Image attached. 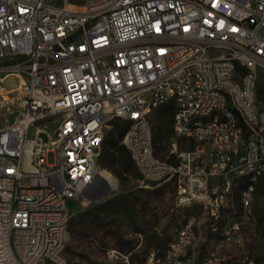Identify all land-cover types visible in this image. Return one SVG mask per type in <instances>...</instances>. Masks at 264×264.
Returning <instances> with one entry per match:
<instances>
[{"label":"built area","instance_id":"2783aa9c","mask_svg":"<svg viewBox=\"0 0 264 264\" xmlns=\"http://www.w3.org/2000/svg\"><path fill=\"white\" fill-rule=\"evenodd\" d=\"M3 60L21 76L23 110L0 128V264H67L68 204L99 177L113 119L127 123L145 179L174 181L177 206H202L214 233L241 238L228 197L246 178L240 204L251 207L264 176V0H0ZM163 106L192 144L175 140L170 159L154 147L151 114ZM201 238L190 218L140 264H222L216 247L198 261Z\"/></svg>","mask_w":264,"mask_h":264},{"label":"rangeland","instance_id":"374dc122","mask_svg":"<svg viewBox=\"0 0 264 264\" xmlns=\"http://www.w3.org/2000/svg\"><path fill=\"white\" fill-rule=\"evenodd\" d=\"M250 1L252 5L257 2ZM8 62L0 61V65ZM1 73L11 72L0 70ZM21 82L20 75L11 74L4 79L0 91V104H4L0 110V128L15 120L23 110ZM259 84L264 87V70L259 71ZM5 98L10 99L6 105ZM167 108L160 107L151 114L155 152L163 159H170L175 140L180 148L192 147L190 142L176 137L173 116ZM123 125V121L113 119L106 126V141L114 140L117 146L108 148L104 144L102 157L98 160V167L110 171L117 178L118 186L109 187L106 196L97 202L84 197L68 204L70 238L64 252L67 264H127V258L132 264L143 263L153 251L162 254L181 225L190 218L200 223L202 229L197 247L199 262L204 260L210 248L216 247L222 264H264V176L256 180V194L249 208L240 204V192L248 180L236 181L228 201L234 203L233 214L241 222L242 235L238 240L224 241L220 232L211 230L210 210L197 205L177 206L174 181H153L143 177L128 157L123 137L111 135ZM36 135L37 126H31L28 138L33 139ZM39 137L43 141L49 139L44 132ZM54 161L55 154L50 153L48 162ZM95 204L101 205L94 207ZM230 209L228 206L222 208L221 227L226 223ZM113 249L120 254L111 256L109 253Z\"/></svg>","mask_w":264,"mask_h":264},{"label":"bare ground","instance_id":"6f19581e","mask_svg":"<svg viewBox=\"0 0 264 264\" xmlns=\"http://www.w3.org/2000/svg\"><path fill=\"white\" fill-rule=\"evenodd\" d=\"M10 72L11 73H1L0 74V91L3 89L4 79L7 76H9L11 74L17 75L16 72H14V71H10ZM1 107L2 106L0 104V110H1ZM98 175L101 178V184L100 185H103L105 183L110 188H116L118 186L117 178L107 169L99 168Z\"/></svg>","mask_w":264,"mask_h":264},{"label":"water","instance_id":"95a60500","mask_svg":"<svg viewBox=\"0 0 264 264\" xmlns=\"http://www.w3.org/2000/svg\"><path fill=\"white\" fill-rule=\"evenodd\" d=\"M101 184V178L98 177L95 184L85 192L84 196L89 199L91 202H97L106 196L109 187L107 184Z\"/></svg>","mask_w":264,"mask_h":264},{"label":"trees","instance_id":"16d2710c","mask_svg":"<svg viewBox=\"0 0 264 264\" xmlns=\"http://www.w3.org/2000/svg\"><path fill=\"white\" fill-rule=\"evenodd\" d=\"M8 64H12V62H8ZM167 109L171 112V114H172V116H173V114H174V109H173L171 106H168ZM127 128H128V125H127V123L124 122V125L121 126L120 128H118V130H116V131H112V132H111V135L114 137V136L117 134L118 138L121 139L122 137H124ZM104 144H105V146L108 147V148H114V147L117 146V142L114 141V140H112V141H110V140L108 141V140H107V141H106V139H105V140H104ZM104 144H103V146H104ZM127 152H128V157H129L130 159H132L131 154H130V152H129L128 149H126V153H127ZM101 157H102V155H101ZM99 159H100V158H99ZM132 160H133V159H132ZM133 162H134V161H133ZM134 163H135V162H134ZM99 205H101V204H95L94 207H98ZM94 219H95V218H94Z\"/></svg>","mask_w":264,"mask_h":264}]
</instances>
